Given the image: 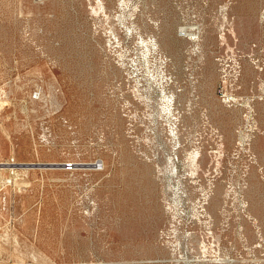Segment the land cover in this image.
<instances>
[{
    "label": "rangeland",
    "instance_id": "374dc122",
    "mask_svg": "<svg viewBox=\"0 0 264 264\" xmlns=\"http://www.w3.org/2000/svg\"><path fill=\"white\" fill-rule=\"evenodd\" d=\"M263 18L0 0V264H264Z\"/></svg>",
    "mask_w": 264,
    "mask_h": 264
},
{
    "label": "bare ground",
    "instance_id": "6f19581e",
    "mask_svg": "<svg viewBox=\"0 0 264 264\" xmlns=\"http://www.w3.org/2000/svg\"><path fill=\"white\" fill-rule=\"evenodd\" d=\"M94 2V1H93ZM92 6V5H91ZM93 12V11H92ZM264 19V18H263ZM233 32V31H232ZM231 35V34H230ZM225 37V36H224ZM223 42V41H222ZM228 49V48H227ZM229 50V49H228ZM200 52V51H199ZM143 55V54H142ZM231 57V56H230ZM233 57V56H232ZM237 60V59H236ZM135 65V64H134ZM225 65V64H224ZM223 66V65H222ZM239 68V67H238ZM236 70V69H235ZM231 81V80H230ZM231 83V82H230ZM160 97V96H159ZM164 101H165V105H164V108H165V111L166 112H168V114H171L172 112H173V106H174V97H173V95H171V96H164ZM230 102V101H229ZM250 102V101H249ZM248 102V103H249ZM234 103V102H233ZM162 104H163V102H162ZM245 104V103H244ZM156 113V112H155ZM253 114V113H252ZM178 116V115H177ZM174 119V118H173ZM178 119V118H177ZM251 120V119H250ZM250 122V121H249ZM167 123V122H166ZM249 124V123H248ZM171 128V127H170ZM174 128V127H173ZM172 130V129H171ZM176 130V129H175ZM129 131V130H128ZM177 131V130H176ZM131 134V133H130ZM171 135H173V134H171ZM172 137V136H171ZM177 137V136H176ZM249 143V142H248ZM175 145V144H174ZM245 146V145H244ZM248 146V145H247ZM224 148V147H223ZM219 149V148H218ZM226 151V150H225ZM200 152V151H199ZM174 155V154H173ZM200 155V154H199ZM176 157V156H175ZM174 157V159H176ZM178 159H180V157H177ZM216 158V157H215ZM172 161H174V162H177V161H175V160H172ZM181 161V160H180ZM148 162H149V160H148ZM198 162V161H197ZM215 162V161H214ZM200 163V162H199ZM29 165V164H28ZM53 167L54 166H58L57 164H51ZM175 165H176V163H175ZM9 166L6 164H4V165H1L0 166V170H6L7 168H8ZM22 168L23 169V167H22V165H17L16 166V169L18 168V169H20V168ZM195 168H197V167H195ZM28 169V168H27ZM179 169V168H178ZM156 170V169H155ZM194 171V170H193ZM177 174V173H176ZM170 176V175H169ZM159 177V176H158ZM178 177H179V175H178ZM185 177V176H184ZM157 178V177H156ZM190 178V177H189ZM188 178V179H189ZM179 180V179H178ZM127 181V180H126ZM134 187V186H133ZM126 196V195H125ZM204 196V195H203ZM168 202V201H167ZM174 203V202H173ZM172 204V203H171ZM165 210L167 211V209L165 208ZM169 210V209H168ZM245 211V210H244ZM169 213V212H168ZM182 213V212H181ZM171 214V213H170ZM179 216V215H178ZM247 218H248V216H247ZM178 219V218H177ZM180 219V218H179ZM250 219V218H249ZM253 220V219H252ZM254 221V220H253ZM256 221V220H255ZM174 223H175V221H174ZM177 223V222H176ZM180 223V222H179ZM171 224V223H170ZM168 229V228H167ZM174 231V230H173ZM164 232V231H163ZM171 232V231H170ZM170 232H169V234H170ZM176 233V232H175ZM167 237V236H166ZM165 238V237H164ZM263 241V240H262ZM168 244V243H167ZM174 247V246H173ZM177 247V246H176ZM187 249V248H186ZM251 254V253H250ZM191 261V260H190ZM186 264V263H185ZM252 264V263H251Z\"/></svg>",
    "mask_w": 264,
    "mask_h": 264
},
{
    "label": "built area",
    "instance_id": "2783aa9c",
    "mask_svg": "<svg viewBox=\"0 0 264 264\" xmlns=\"http://www.w3.org/2000/svg\"><path fill=\"white\" fill-rule=\"evenodd\" d=\"M33 98L36 99L37 95H33ZM9 167L6 169V171L9 172L8 178L4 181L5 185H10L11 183V176H13V172L16 170V163H14V160H10V163L7 164ZM75 165L73 163H66L63 165V170L66 172H72L74 170Z\"/></svg>",
    "mask_w": 264,
    "mask_h": 264
},
{
    "label": "water",
    "instance_id": "95a60500",
    "mask_svg": "<svg viewBox=\"0 0 264 264\" xmlns=\"http://www.w3.org/2000/svg\"><path fill=\"white\" fill-rule=\"evenodd\" d=\"M23 168H39V169H47L52 168V165H22Z\"/></svg>",
    "mask_w": 264,
    "mask_h": 264
}]
</instances>
